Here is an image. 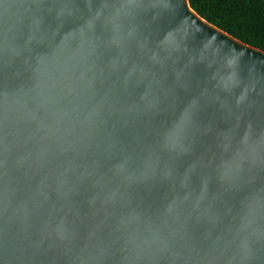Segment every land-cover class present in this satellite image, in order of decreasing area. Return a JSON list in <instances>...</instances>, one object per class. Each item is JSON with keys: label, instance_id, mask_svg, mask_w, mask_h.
Instances as JSON below:
<instances>
[{"label": "water", "instance_id": "water-1", "mask_svg": "<svg viewBox=\"0 0 264 264\" xmlns=\"http://www.w3.org/2000/svg\"><path fill=\"white\" fill-rule=\"evenodd\" d=\"M0 264H264V52L189 0H0Z\"/></svg>", "mask_w": 264, "mask_h": 264}, {"label": "trees", "instance_id": "trees-1", "mask_svg": "<svg viewBox=\"0 0 264 264\" xmlns=\"http://www.w3.org/2000/svg\"><path fill=\"white\" fill-rule=\"evenodd\" d=\"M209 24L264 52V0H189Z\"/></svg>", "mask_w": 264, "mask_h": 264}]
</instances>
